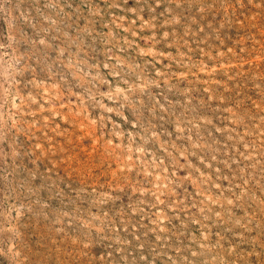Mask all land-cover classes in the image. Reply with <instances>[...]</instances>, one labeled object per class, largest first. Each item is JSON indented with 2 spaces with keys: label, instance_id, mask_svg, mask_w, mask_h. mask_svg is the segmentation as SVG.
Masks as SVG:
<instances>
[{
  "label": "rangeland",
  "instance_id": "374dc122",
  "mask_svg": "<svg viewBox=\"0 0 264 264\" xmlns=\"http://www.w3.org/2000/svg\"><path fill=\"white\" fill-rule=\"evenodd\" d=\"M0 264H264V0H0Z\"/></svg>",
  "mask_w": 264,
  "mask_h": 264
}]
</instances>
